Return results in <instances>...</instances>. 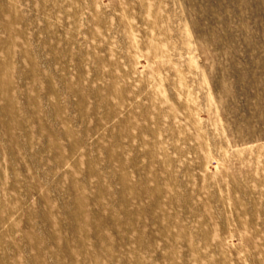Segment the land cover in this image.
<instances>
[{"label":"rangeland","instance_id":"rangeland-1","mask_svg":"<svg viewBox=\"0 0 264 264\" xmlns=\"http://www.w3.org/2000/svg\"><path fill=\"white\" fill-rule=\"evenodd\" d=\"M0 264H264V0H0Z\"/></svg>","mask_w":264,"mask_h":264}]
</instances>
